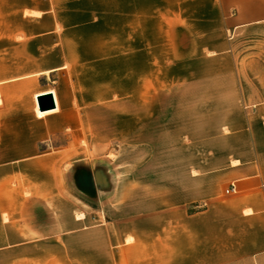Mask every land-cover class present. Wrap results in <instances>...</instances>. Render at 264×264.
<instances>
[{
    "label": "crops",
    "instance_id": "crops-1",
    "mask_svg": "<svg viewBox=\"0 0 264 264\" xmlns=\"http://www.w3.org/2000/svg\"><path fill=\"white\" fill-rule=\"evenodd\" d=\"M25 3L26 15L45 23L21 30L0 26V31L10 33L0 40V172L41 179L16 190L0 187V264L4 257H11V264H16L15 258H25L28 264L30 258L44 256H53L59 264L67 263L58 259L71 256L77 257V264L83 259L86 264H116L111 246L118 227L130 233L133 225L141 226L135 230L142 235L153 225L158 236L161 226L168 225L173 255L187 258L195 223L203 218L199 228L217 242L218 255L260 256L264 252V138L257 132L248 158L241 152H225L218 143L215 149L196 155L182 153L175 141L169 159V191H178L179 175L185 178L182 192L191 191L189 186L197 178L213 179L216 195L209 199V208L196 215L188 211L194 200L187 199L170 202L164 215L142 216L141 208L130 215V192L145 189L127 186L121 190L120 220L92 219L81 211V192L71 196L65 179L75 178L77 188L85 176L91 181L86 183L92 184L87 186L91 199L83 200L92 207L102 200L107 203L114 191L108 184H99L103 169L81 163L87 160L82 156L83 114L89 117L90 128H97L99 114H106V124L114 112L122 114L127 135L137 133L139 144L155 142L164 130H171L177 139L185 128L173 117L165 118L164 114L178 109L173 101L164 103L163 97L186 98L188 89H201L210 79V64L227 57L230 30L264 22V0ZM16 32L22 38L12 35ZM115 64L121 65L117 78ZM47 94L53 96L55 108L40 112L37 99ZM187 143L192 146L193 137H187ZM183 161L181 174L178 162ZM56 162L73 164L65 172ZM223 186H234L239 194L219 200ZM23 188H28L27 195ZM243 236L248 245L241 252Z\"/></svg>",
    "mask_w": 264,
    "mask_h": 264
},
{
    "label": "rangeland",
    "instance_id": "rangeland-1",
    "mask_svg": "<svg viewBox=\"0 0 264 264\" xmlns=\"http://www.w3.org/2000/svg\"><path fill=\"white\" fill-rule=\"evenodd\" d=\"M25 5V0H12V2L0 0V26L5 28L12 25L17 27V30H21L26 25L45 23L28 17ZM9 35L10 33L2 29L0 40H5ZM12 35L22 38L18 32ZM227 38L229 43L227 57L220 62L210 64V79L203 83L201 89L190 87L191 89L186 92L188 94L186 98L163 97L164 103L173 101L178 109L175 114H164L165 118L168 120L171 116L179 127L185 128L181 130L182 134L177 136V139L170 135L171 130H164V135L155 142L151 140L149 144H139L135 141L137 133L127 135L128 125L123 124L122 114L114 112L107 124L106 114H99L102 118L101 121L99 119L97 128H90L89 117L83 114L82 156L87 160L81 163L103 169L99 184H108L114 191L113 194H109L110 200L107 203L102 200L101 204L98 206L92 204V207L87 201L90 198L87 186L91 187L92 184H87L85 181L87 178L82 176L81 180L84 182L76 188L75 178L67 176L65 179L67 191H73L70 195L73 196L74 191L79 194L80 191L82 198L87 199H82L83 214L97 220L99 218L107 221L120 220L123 215L121 190L127 186L135 190L145 189V192L141 193L130 192V215L140 208L142 216L153 213L164 215L165 212L162 211H165L173 200L178 202L186 199L194 200L188 211L195 215L209 208L211 202L209 199L216 195L212 178L209 180L197 178L198 181H195L193 187L189 186L191 191L182 192L181 189L186 187L185 178L179 175L178 191L173 194L169 191L171 167L169 159L175 141L178 142V151L182 153L192 151L196 155L215 149L218 143V147L225 152H241L248 158L251 138L256 132L258 137L264 138V22L231 29ZM223 69L226 71L224 76ZM117 76H121L120 64L114 65V77ZM187 137L189 140L193 137V149L191 144L187 143ZM57 163L60 170H66L65 172L73 164V162ZM185 164L186 161L178 162L179 173L182 174L180 171ZM198 164L203 163L194 161V165ZM204 164L208 165V162ZM6 173L3 175L0 172V187L13 190H16L18 185L27 187L28 184H32V180L41 179L13 176L8 171ZM227 189L228 186L221 188L219 200H227L239 194L238 190L233 194H226ZM22 190L25 195L28 194V188ZM172 196L174 199L170 200ZM70 199L73 201L72 198ZM245 211V213L249 212ZM3 220L7 218L3 216ZM204 221V218L198 219L195 223L194 234L189 243L192 246L188 251L191 255L187 258L181 256L177 258L173 255L168 225L161 226V236L154 235L153 225L149 226L150 230L145 235L138 234L135 230L141 228L139 225L131 226L134 230L130 233L123 232L122 227L119 226L117 239L112 241L111 246L116 252L115 262L116 264H264V252L260 256L218 255L217 242L207 239L208 233H205L204 229L201 232L199 228L200 223ZM241 243V252H244L248 239L243 236ZM178 252H182L180 245ZM75 258L71 256L58 260L62 263L77 264ZM11 259L4 257L1 264H11ZM13 260H16V264H25L23 262L25 258ZM27 262L28 264L60 263L56 262L53 256H44L43 259L34 257ZM82 264H86L84 259Z\"/></svg>",
    "mask_w": 264,
    "mask_h": 264
},
{
    "label": "water",
    "instance_id": "water-1",
    "mask_svg": "<svg viewBox=\"0 0 264 264\" xmlns=\"http://www.w3.org/2000/svg\"><path fill=\"white\" fill-rule=\"evenodd\" d=\"M40 112L52 110L55 108L53 96L51 94L44 95L37 99Z\"/></svg>",
    "mask_w": 264,
    "mask_h": 264
},
{
    "label": "built area",
    "instance_id": "built-area-1",
    "mask_svg": "<svg viewBox=\"0 0 264 264\" xmlns=\"http://www.w3.org/2000/svg\"><path fill=\"white\" fill-rule=\"evenodd\" d=\"M235 192V188H234V186H230V188H228L227 190H226V194H233Z\"/></svg>",
    "mask_w": 264,
    "mask_h": 264
},
{
    "label": "bare ground",
    "instance_id": "bare-ground-1",
    "mask_svg": "<svg viewBox=\"0 0 264 264\" xmlns=\"http://www.w3.org/2000/svg\"><path fill=\"white\" fill-rule=\"evenodd\" d=\"M40 114V113H39Z\"/></svg>",
    "mask_w": 264,
    "mask_h": 264
}]
</instances>
